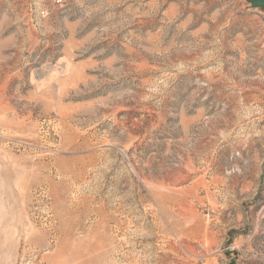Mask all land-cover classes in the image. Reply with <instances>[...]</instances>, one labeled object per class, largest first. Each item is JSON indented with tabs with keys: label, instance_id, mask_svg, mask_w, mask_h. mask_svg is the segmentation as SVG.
Listing matches in <instances>:
<instances>
[{
	"label": "rangeland",
	"instance_id": "obj_1",
	"mask_svg": "<svg viewBox=\"0 0 264 264\" xmlns=\"http://www.w3.org/2000/svg\"><path fill=\"white\" fill-rule=\"evenodd\" d=\"M0 0V264H264L257 0Z\"/></svg>",
	"mask_w": 264,
	"mask_h": 264
},
{
	"label": "water",
	"instance_id": "obj_2",
	"mask_svg": "<svg viewBox=\"0 0 264 264\" xmlns=\"http://www.w3.org/2000/svg\"><path fill=\"white\" fill-rule=\"evenodd\" d=\"M258 1V5L259 6H263L264 7V0H257Z\"/></svg>",
	"mask_w": 264,
	"mask_h": 264
},
{
	"label": "built area",
	"instance_id": "obj_3",
	"mask_svg": "<svg viewBox=\"0 0 264 264\" xmlns=\"http://www.w3.org/2000/svg\"><path fill=\"white\" fill-rule=\"evenodd\" d=\"M62 2H63L62 0H56V1H55L56 5H61Z\"/></svg>",
	"mask_w": 264,
	"mask_h": 264
}]
</instances>
